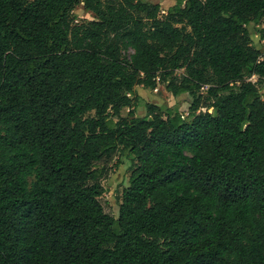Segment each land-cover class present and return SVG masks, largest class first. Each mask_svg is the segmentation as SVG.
Wrapping results in <instances>:
<instances>
[{
    "label": "trees",
    "instance_id": "obj_1",
    "mask_svg": "<svg viewBox=\"0 0 264 264\" xmlns=\"http://www.w3.org/2000/svg\"><path fill=\"white\" fill-rule=\"evenodd\" d=\"M261 21L264 0H0V264H264ZM157 84L186 115L135 116Z\"/></svg>",
    "mask_w": 264,
    "mask_h": 264
},
{
    "label": "rangeland",
    "instance_id": "obj_2",
    "mask_svg": "<svg viewBox=\"0 0 264 264\" xmlns=\"http://www.w3.org/2000/svg\"><path fill=\"white\" fill-rule=\"evenodd\" d=\"M147 3L158 4L161 10L165 11L168 7L174 4V0H142ZM73 15L76 21L91 20V15L84 11L81 5L77 6L73 10ZM264 27V22L261 21L258 24L250 23L247 29L250 34L253 47L264 51V42L260 39L258 29ZM180 71L178 72V74ZM251 82H257L256 77H252ZM260 96L264 99V85L258 84ZM137 95L140 97V101L137 103L134 109V114L137 117H142L145 114V104L150 103L160 107L161 112L164 114L167 110L178 111L186 115L189 107L188 96L186 94L178 97L171 96L164 88L163 85L157 84L156 88L143 89L137 87ZM204 111V109H202ZM128 113L127 109L122 110L121 115L125 116ZM131 164L128 159L120 158L112 163V170L109 177L102 182L104 193L102 195V201L105 205V210L109 212L113 217L118 215V204L120 203L121 193L124 187L127 186L128 178L130 176Z\"/></svg>",
    "mask_w": 264,
    "mask_h": 264
},
{
    "label": "built area",
    "instance_id": "obj_3",
    "mask_svg": "<svg viewBox=\"0 0 264 264\" xmlns=\"http://www.w3.org/2000/svg\"><path fill=\"white\" fill-rule=\"evenodd\" d=\"M127 96L129 97V94H127Z\"/></svg>",
    "mask_w": 264,
    "mask_h": 264
}]
</instances>
